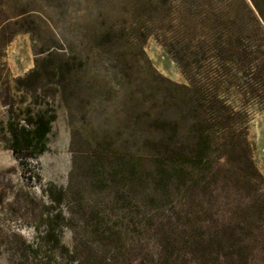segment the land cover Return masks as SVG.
<instances>
[{
  "label": "rangeland",
  "instance_id": "rangeland-1",
  "mask_svg": "<svg viewBox=\"0 0 264 264\" xmlns=\"http://www.w3.org/2000/svg\"><path fill=\"white\" fill-rule=\"evenodd\" d=\"M171 1L0 0V264H73L64 248L86 263L106 249L89 216L113 194L93 163L144 155L154 100L166 80L187 83L162 44ZM42 111L57 117L46 149L17 158L9 124ZM249 143L264 181V112L253 115ZM119 216L127 223L129 211L114 223Z\"/></svg>",
  "mask_w": 264,
  "mask_h": 264
},
{
  "label": "trees",
  "instance_id": "trees-1",
  "mask_svg": "<svg viewBox=\"0 0 264 264\" xmlns=\"http://www.w3.org/2000/svg\"><path fill=\"white\" fill-rule=\"evenodd\" d=\"M213 2H169L176 6L162 44L187 83L166 80L162 103L154 100L144 155L94 161L102 190L113 194L89 216L106 249L85 263L64 248V260L264 264V181L249 143L253 115L264 112V0ZM56 118L42 111L26 126L10 123L15 156L42 153ZM123 210L128 222L114 223ZM46 238L60 243L53 231Z\"/></svg>",
  "mask_w": 264,
  "mask_h": 264
}]
</instances>
